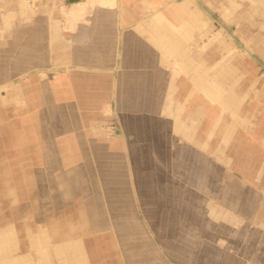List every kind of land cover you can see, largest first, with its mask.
Segmentation results:
<instances>
[{
  "label": "rangeland",
  "instance_id": "374dc122",
  "mask_svg": "<svg viewBox=\"0 0 264 264\" xmlns=\"http://www.w3.org/2000/svg\"><path fill=\"white\" fill-rule=\"evenodd\" d=\"M75 1L80 0H29L36 10L26 14L19 9L20 0H0V230L9 229L7 249L12 254L8 259L17 264H41L37 260L47 258L51 243L56 242L53 226L62 223V229L71 235L85 232L88 234L84 237L89 239L113 236V242H99L104 249L99 255H114L115 264H254L264 250V227L254 219L259 210L254 206L255 195H250L251 202H245L249 194H245L243 184L244 174L249 175L247 179L253 185L264 182L261 0H142L141 8L150 15L149 42L161 57L163 78L171 77L166 89L168 112L120 113L113 106V113L98 125L84 127L83 121L81 126L77 123L78 135L112 142L117 138L114 131H120L126 144L108 148L109 153H123L118 160L114 156L100 160L91 155L79 166L80 183L75 191L61 193L53 188L58 175L51 174L54 167L47 160L57 157L52 142L65 139L68 130L67 122L61 126L51 120V88L53 77L54 82L59 76L68 77L75 67L52 65L49 23L73 29L83 17L68 21L65 11ZM182 3H186L188 12L181 13L179 20L171 17L167 11ZM231 3L237 9L227 13L231 20L227 21L223 14ZM160 12L173 23L161 20L157 16ZM39 39L44 50H31V44ZM178 41L181 47L176 51L169 47ZM24 53H28L26 58ZM37 57L43 61L41 65L24 66L25 61ZM227 70L232 76H224ZM216 82L228 97L234 94L235 113L233 106L228 108L221 100L212 102L213 97L205 95L203 90H216ZM45 84L48 89L44 93ZM64 87L59 85L60 90ZM4 91L8 94L5 101ZM194 101L203 104V111L196 110ZM180 110V118L194 115L193 121L187 122V137L174 128ZM131 123L141 126L136 148L130 140ZM227 130L231 135L225 140ZM26 131L31 132L30 140ZM38 131L44 135L41 141L36 136ZM36 152L44 153L43 161L34 158ZM40 166L44 169L38 183L43 190L39 195L34 191L33 174ZM65 166L60 164L61 170ZM27 170L32 174L20 176L27 209L20 214L12 208L6 179ZM144 181L155 190L154 204L165 207L149 205L148 194L138 191V183ZM161 188L177 191L185 202L175 206L171 201L159 200ZM192 210L201 221L188 216ZM101 213L105 214L101 219L105 223L77 224L84 214L90 221ZM168 220L173 223L172 229L163 235L161 230ZM32 238L39 250H34L35 244L32 247ZM59 262L64 264L65 258L60 256Z\"/></svg>",
  "mask_w": 264,
  "mask_h": 264
},
{
  "label": "crops",
  "instance_id": "0c3cea01",
  "mask_svg": "<svg viewBox=\"0 0 264 264\" xmlns=\"http://www.w3.org/2000/svg\"><path fill=\"white\" fill-rule=\"evenodd\" d=\"M27 1L20 0L19 6L20 11L25 12L26 14L29 11L36 10V7L29 1L28 3L30 4H27ZM141 1L142 0H122V2L119 1V6L115 7L117 5V0H114L110 5L95 4L90 7L88 6L90 9H87L86 0L75 1L71 3L65 11V17L68 21H70L71 18L79 20V17H83L74 25L73 29L65 30L63 25L62 28L61 26L58 28L54 22L49 23L51 24L53 37L51 55L52 65H67L75 67L74 70L69 72L68 77L59 76L55 82L54 80L56 78L53 77L51 88L53 101V108L51 110L53 116L51 120L54 122L57 121L61 126H64L67 122V125L65 126L66 130H68H65L66 133H68V136L65 137V139H55V141L52 142V145H55L52 152L56 150L55 152H58V155H56L57 157L48 158L47 160V162L50 161L51 165L54 167L51 174L58 175V179L53 184V188L56 192L61 191V193H68L75 191L77 183H80L77 178L79 174L78 171L81 169L79 166H82L85 162L89 161L91 155L95 158H100V160L105 159L104 156H114V158L118 160L121 159L120 155H123V153L116 152L113 154L107 151L108 148H115L120 144L125 146L126 143L124 142L120 131H114L117 138H114L112 142L105 141L96 136H89L88 134L78 135L76 133L78 128L77 123H80L81 126V121H83L85 124L84 127L98 125L103 122L102 120H104V118L107 120L108 114L113 113V106H115L120 113H137L140 111L168 112L165 109V102L168 96L166 89L171 83V77H167L166 80L163 78V72L160 69L161 57L155 51L153 44H150L151 37L149 34L152 32L150 24L148 23L150 15H145V11L141 8ZM260 3L264 5V0H261ZM29 5H31V7ZM235 9H237L235 3H231V6L226 9L223 15L227 21H231L228 18V14ZM257 10L258 9H256V11ZM167 12L171 17L179 20L181 13L188 12V7L186 3H182L169 9ZM259 12L261 15H264L261 8L259 9ZM163 14L164 13L160 12L157 16H159L161 20H166L167 18ZM50 15L52 14L50 13ZM168 22H170V24L173 23L169 20ZM262 26L264 27V23ZM179 27L181 26H177V28ZM179 33L181 34L184 32L181 31ZM41 42L42 41L39 39L34 45L31 44V50H37L38 52L44 50L45 45L43 43L41 44ZM169 47L176 51L181 45L178 41ZM27 55L28 53H24L23 57L26 58ZM37 58L38 59L35 60L28 59L30 61H25L24 66L30 67L41 65L43 61L40 60V57ZM53 71L56 72V69ZM39 73L42 76H46V73L43 71H40ZM226 75L232 76V71L227 70L224 76ZM68 81H70V84ZM61 84L64 86L66 85V87L60 90L59 85ZM198 85L200 86V83ZM47 89L48 86L46 84L43 85L42 92L45 93ZM215 89L216 90L213 91V89L208 88L203 91L205 92V95L210 98L213 97L211 99L212 102L221 100L224 106L228 108L233 106L231 110L235 113V108L237 106H234L231 97V95L234 94L231 93L228 97V95H226V90H222V86L217 82L215 84ZM22 91V93H24L23 89ZM3 99L4 101L8 99L6 91L3 93ZM194 102L196 110L199 111V113L203 111V104H199L198 101ZM182 113L183 110H180L179 115L176 117L177 124L174 128L178 130V133L187 137L190 136V126H188L187 122L193 121L194 115L188 113L180 118V114ZM126 117L127 116H125V118ZM131 120H133V118H131ZM133 122L134 121H132V123ZM38 123L40 124L41 122L38 121ZM132 123L128 129L131 130L130 140L134 147L140 142V136L137 133L141 129V126ZM54 126L56 127L57 125H53V128H55ZM228 130L225 131L223 135L225 140L231 135V132ZM26 134L27 139L30 140L32 136L31 132L28 134L26 131ZM36 136H40L39 141H41L44 135L38 131ZM78 136L79 138L77 139ZM47 141H50V139H47ZM162 144L163 143L160 145ZM136 146L134 148H136ZM237 148L238 143L235 144L234 147L235 153ZM160 151L162 152L161 149ZM44 156L43 152L41 154H39V152L34 154V158L38 161H43ZM65 162L67 164H65ZM60 164H63L64 166L67 165L68 167L65 166L67 168L65 169L64 167L62 171ZM25 165L23 167H25ZM36 165V167H38L39 164ZM43 169L44 167L40 166L33 174L36 177L34 180L36 183L34 191L38 194L43 191L38 185L41 181L40 178ZM260 169L261 168H259L256 173L258 176L261 172ZM3 171H5V168ZM31 174L32 173L27 170L26 172L21 173V175L13 176L12 179H6V188L8 196H10L11 205L13 206L12 208L16 209L20 214L26 212L27 209L26 200H24L23 195L24 192L21 190L22 183L20 176L27 177ZM124 175L127 174H123V176ZM244 176L246 177V181L244 180L243 190L245 194H249L248 199L245 198V202L248 203V200L251 202L252 198L250 195H255L254 206L259 210L254 219L256 224L264 227V182L258 185H253L252 183H249L251 181L247 179L249 175L244 174ZM138 186V191L148 194V198H150L149 205L151 207H165L159 205L156 206V204H154L157 201L155 199L156 196L154 195L155 190L151 185L147 184L146 181L139 182ZM116 190L119 191V189ZM159 195L158 198H161L160 200L171 201L175 206H180L185 202V199H183L177 191H170L166 188H161L159 190ZM102 208L103 207H100V209ZM158 213H160V211ZM87 215L88 214H84L83 218L77 224L83 223L92 226L99 223H105L104 220H101L102 218H105L104 213H101L99 217H92V220L90 219V221L87 219ZM188 216L198 222L201 221V217H199V215L196 216L193 210ZM70 218L71 217H69V219ZM62 225V223H57L53 226L55 230L53 241L56 242L51 243L52 251L46 253L45 256H47V258L42 256L40 260L36 259L37 262L40 261L41 264H59V257L62 256L65 258L64 264H115L116 260L114 255L109 257L99 255V253L104 250L101 248L102 244L99 242L104 240L113 242V236L107 235L104 236L105 238L98 236L99 238L89 239L84 237L85 235L87 236L88 233L84 232L83 235H80L79 233L71 235L68 231L62 232L63 235H61L60 231L63 230ZM172 225L173 223L171 220L165 221V228L161 230L162 234L164 235L166 231L171 230ZM84 231H86V229ZM8 233V228H2V230H0V264H17L13 259H8V256L12 254V252L10 253V250L7 249L10 247V242L7 238ZM31 244L32 247L36 245L34 250H39V247L35 244L33 238ZM110 251L112 253V250ZM263 253L264 250H261L260 259L256 260L254 264H264Z\"/></svg>",
  "mask_w": 264,
  "mask_h": 264
},
{
  "label": "bare ground",
  "instance_id": "6f19581e",
  "mask_svg": "<svg viewBox=\"0 0 264 264\" xmlns=\"http://www.w3.org/2000/svg\"><path fill=\"white\" fill-rule=\"evenodd\" d=\"M8 1V0H7ZM27 1V0H26ZM29 1V0H28ZM28 1L26 2L27 4H29L28 3ZM114 2V0H86V6L88 7H90V6H93V5H95V4H104V5H106V4H108V5H110V4H112ZM20 6V5H19ZM5 7V6H4ZM3 24H5V23H3ZM8 53V52H7ZM11 56V55H10ZM3 65V64H2ZM16 68V67H15ZM49 165H51V162H49L48 163ZM79 172V171H78ZM67 177H68V175H67ZM79 183H77V185H78ZM148 184V183H147ZM69 186V185H68ZM163 192H165V191H163ZM173 195V194H172ZM172 197V196H171ZM165 198V197H164ZM175 198V197H174ZM156 200H157V198H155ZM161 198H159V200H160ZM163 199V198H162ZM165 199H167V198H165ZM62 232H64V230H61L60 231V233H61V235H63V233Z\"/></svg>",
  "mask_w": 264,
  "mask_h": 264
}]
</instances>
